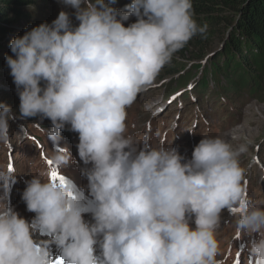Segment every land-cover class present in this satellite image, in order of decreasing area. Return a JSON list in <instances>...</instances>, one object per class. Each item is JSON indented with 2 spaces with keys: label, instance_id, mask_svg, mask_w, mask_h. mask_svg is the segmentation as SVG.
<instances>
[{
  "label": "clouds",
  "instance_id": "obj_1",
  "mask_svg": "<svg viewBox=\"0 0 264 264\" xmlns=\"http://www.w3.org/2000/svg\"><path fill=\"white\" fill-rule=\"evenodd\" d=\"M78 25L60 11L10 42L6 56L22 118L52 122L50 164L58 175H34L22 200L35 213L20 216L0 195V264H223L216 232L225 208L237 213L236 232L250 240L252 264H264V205L246 198L247 145L204 136L185 159L175 147L153 146L128 135L127 109L151 87L174 54L207 24L197 22L192 0H62ZM131 16L137 19L125 26ZM10 105L0 102V145L10 143ZM78 133L90 202L60 177L71 154L59 147L65 128ZM11 166H0L9 191ZM90 213L91 220H86ZM194 223V227L192 224ZM37 231L50 239L38 242Z\"/></svg>",
  "mask_w": 264,
  "mask_h": 264
},
{
  "label": "rangeland",
  "instance_id": "obj_2",
  "mask_svg": "<svg viewBox=\"0 0 264 264\" xmlns=\"http://www.w3.org/2000/svg\"><path fill=\"white\" fill-rule=\"evenodd\" d=\"M132 0H115L113 7L127 11ZM70 14L73 25H78L75 9L64 5L62 0H36L29 6V19L12 23L8 34L0 36V102L11 106L15 119L9 120L10 143L0 145V166H11L9 191L5 202L20 216L31 221L35 213L27 210L22 200L26 182L34 175L50 173L49 164L55 150L46 131L52 122L40 116L22 118L19 112L20 99L6 56L11 52L10 42L17 36L41 23H52L60 11ZM135 16L124 21L125 26L136 21ZM219 27L208 39H192L176 52L165 65L153 85L138 94L136 101L127 109V134L142 141L147 134L153 146L175 147L185 159H191L192 151L199 141L207 137H221L233 146L247 145L240 157L241 165L247 169L244 183L246 198L256 205H264V59L261 62L246 60V72L236 74L226 69L216 70L219 52L223 50L230 22ZM246 52V51H245ZM244 56H247L244 53ZM59 147L71 154L68 164L60 169L61 179L74 185L82 203L91 200L88 178L82 172L91 167L85 165L78 155V133L61 131ZM91 220L90 213H85ZM237 213L225 208L221 212V224L216 232L219 243L217 259L223 264H252L249 254L250 240L258 238L239 235L236 232ZM194 227V223L192 224ZM47 236L40 231L35 236ZM51 258L55 264H64L55 244L50 245Z\"/></svg>",
  "mask_w": 264,
  "mask_h": 264
},
{
  "label": "trees",
  "instance_id": "obj_3",
  "mask_svg": "<svg viewBox=\"0 0 264 264\" xmlns=\"http://www.w3.org/2000/svg\"><path fill=\"white\" fill-rule=\"evenodd\" d=\"M35 2L0 0V36L8 34L15 21L29 19L27 10ZM192 3L197 22L207 24L206 33L193 39L211 38L219 27L225 26L224 22H230L224 49L218 54L220 62L214 69L242 74L246 72V60L264 59V0H192Z\"/></svg>",
  "mask_w": 264,
  "mask_h": 264
},
{
  "label": "water",
  "instance_id": "obj_4",
  "mask_svg": "<svg viewBox=\"0 0 264 264\" xmlns=\"http://www.w3.org/2000/svg\"><path fill=\"white\" fill-rule=\"evenodd\" d=\"M35 238H36V240H37L38 242H40V241H44V240H47V236H41V234H40V235H37V234H36Z\"/></svg>",
  "mask_w": 264,
  "mask_h": 264
},
{
  "label": "snow or ice",
  "instance_id": "obj_5",
  "mask_svg": "<svg viewBox=\"0 0 264 264\" xmlns=\"http://www.w3.org/2000/svg\"><path fill=\"white\" fill-rule=\"evenodd\" d=\"M48 163L50 164L51 162L49 161ZM51 175H52L53 177H55V176L58 175V173L55 172V171H53V172H51ZM237 264H239V261H237Z\"/></svg>",
  "mask_w": 264,
  "mask_h": 264
}]
</instances>
